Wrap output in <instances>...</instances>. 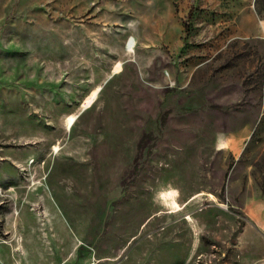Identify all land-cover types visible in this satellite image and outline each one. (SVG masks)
<instances>
[{
    "label": "rangeland",
    "instance_id": "obj_1",
    "mask_svg": "<svg viewBox=\"0 0 264 264\" xmlns=\"http://www.w3.org/2000/svg\"><path fill=\"white\" fill-rule=\"evenodd\" d=\"M0 264H264V0H0Z\"/></svg>",
    "mask_w": 264,
    "mask_h": 264
},
{
    "label": "bare ground",
    "instance_id": "obj_2",
    "mask_svg": "<svg viewBox=\"0 0 264 264\" xmlns=\"http://www.w3.org/2000/svg\"><path fill=\"white\" fill-rule=\"evenodd\" d=\"M131 43H132V40L129 41L128 47L131 45ZM91 98H93V96ZM71 123H72V121H70L69 125H71Z\"/></svg>",
    "mask_w": 264,
    "mask_h": 264
},
{
    "label": "built area",
    "instance_id": "obj_3",
    "mask_svg": "<svg viewBox=\"0 0 264 264\" xmlns=\"http://www.w3.org/2000/svg\"><path fill=\"white\" fill-rule=\"evenodd\" d=\"M128 43H129V41L127 42V44H126V49H128ZM133 47V44L131 45V48Z\"/></svg>",
    "mask_w": 264,
    "mask_h": 264
},
{
    "label": "crops",
    "instance_id": "obj_4",
    "mask_svg": "<svg viewBox=\"0 0 264 264\" xmlns=\"http://www.w3.org/2000/svg\"><path fill=\"white\" fill-rule=\"evenodd\" d=\"M113 75V74H112ZM82 111V110H81Z\"/></svg>",
    "mask_w": 264,
    "mask_h": 264
},
{
    "label": "water",
    "instance_id": "obj_5",
    "mask_svg": "<svg viewBox=\"0 0 264 264\" xmlns=\"http://www.w3.org/2000/svg\"><path fill=\"white\" fill-rule=\"evenodd\" d=\"M101 88V87H100ZM77 117V116H76Z\"/></svg>",
    "mask_w": 264,
    "mask_h": 264
}]
</instances>
